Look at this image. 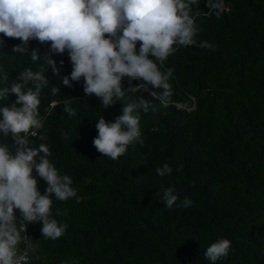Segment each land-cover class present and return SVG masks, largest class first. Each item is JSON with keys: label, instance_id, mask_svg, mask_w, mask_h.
I'll return each mask as SVG.
<instances>
[{"label": "trees", "instance_id": "1", "mask_svg": "<svg viewBox=\"0 0 264 264\" xmlns=\"http://www.w3.org/2000/svg\"><path fill=\"white\" fill-rule=\"evenodd\" d=\"M206 2L192 5L200 29L196 39L217 50L177 47L161 69H174L166 103L150 95L162 90L149 86L145 91L143 82L134 80L139 88L104 109L94 94H85L83 78L71 87L62 83L72 71L70 58L67 52L52 54L60 74L47 69L49 85L39 106L47 139L29 140L34 147L49 146L50 161L72 178L83 199L58 201L53 194V218L68 228L51 240L43 237L42 222L29 224L22 235L38 245L29 264H211L204 254L220 238L229 239L231 248L216 264H264V0H225L220 18L209 14ZM0 38L5 41L0 67L9 84L26 68L38 70L30 52H13L19 39ZM49 47L30 41V51L38 49L42 57ZM39 63L44 64L43 58ZM122 83L127 89L129 79ZM52 87L60 92L52 95ZM192 96L194 109L176 108L175 103ZM141 97L155 108L141 111L143 144L129 145L117 160L102 156L93 144L98 119L114 121L123 103ZM15 100L12 94L0 106ZM65 101L75 116L63 112ZM0 143L14 150L10 137L0 135ZM165 163L173 171L161 178L155 169ZM180 165L182 171L177 170ZM33 175L43 194L46 182L35 170ZM162 186L173 187L181 200L190 198L192 206L165 207L155 195Z\"/></svg>", "mask_w": 264, "mask_h": 264}, {"label": "clouds", "instance_id": "2", "mask_svg": "<svg viewBox=\"0 0 264 264\" xmlns=\"http://www.w3.org/2000/svg\"><path fill=\"white\" fill-rule=\"evenodd\" d=\"M224 1L207 0L209 14L220 18L226 8ZM192 5L198 6V0H0V37L19 39L21 43L13 46V52H30L31 61L39 64L38 70L20 71L11 84L8 74L0 67V81L4 84L0 87V100H8L12 94L16 96L14 102L0 106V135L10 137L14 144L13 150L7 143H0V264H29L38 245L22 233H26L27 226L33 222H42L44 238L57 240L64 235L68 224L53 218V194L58 201L75 198L80 203L83 199L72 187V178L61 175L50 161L49 146L40 143L34 147L29 140V137L47 139L46 133L41 131L44 122L39 106L42 90L49 85L47 69L51 67L57 76L60 74L52 54L67 52L70 58L72 71L70 76L61 78L62 83L71 87L72 81L79 82L83 78L85 94L89 97L94 94L104 109L123 101L126 93L139 88L141 83H131L134 80L142 81L145 91H150L149 86L162 90L150 91V95L166 103L172 95L169 81L174 69H161L177 47L198 45L217 50L208 41H197L200 29L192 14ZM32 40L50 45L43 57L38 49L30 51ZM4 44L0 38V46ZM42 58L44 64L39 63ZM63 63L61 60L60 64ZM125 77L129 79L127 89L122 83ZM58 92V87H52V95ZM177 103L194 109L191 97ZM49 104L53 106L55 102ZM123 105L114 121L101 116L95 124L98 135L93 144L102 156L112 160L124 155L134 142L143 144L141 111L155 110L152 101L143 97ZM63 112L69 117L76 115L67 101ZM34 170L47 184L43 194L38 189ZM177 170L182 171L183 165ZM155 171L163 178L171 175L173 169L165 163ZM155 195L161 196L169 209L174 205L189 208L193 203L188 197L181 200L173 187L162 186ZM17 210L21 215L19 223ZM60 214L58 209L56 215ZM230 248L231 241L220 238L207 247L205 259L216 264L228 256Z\"/></svg>", "mask_w": 264, "mask_h": 264}, {"label": "built area", "instance_id": "3", "mask_svg": "<svg viewBox=\"0 0 264 264\" xmlns=\"http://www.w3.org/2000/svg\"><path fill=\"white\" fill-rule=\"evenodd\" d=\"M191 99H192V101H193V97H191ZM176 104V106L178 107V108H186L188 111L193 107V106H187V105H185V104H181V103H175ZM20 220H21V218L20 217H18L17 216V222L19 223L20 222ZM21 247L23 248V245H21Z\"/></svg>", "mask_w": 264, "mask_h": 264}]
</instances>
